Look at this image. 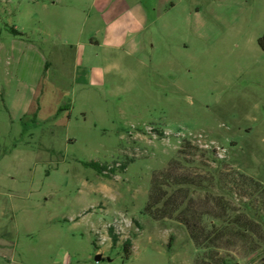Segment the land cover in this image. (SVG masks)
Returning a JSON list of instances; mask_svg holds the SVG:
<instances>
[{
  "label": "rangeland",
  "instance_id": "1",
  "mask_svg": "<svg viewBox=\"0 0 264 264\" xmlns=\"http://www.w3.org/2000/svg\"><path fill=\"white\" fill-rule=\"evenodd\" d=\"M262 37L264 0H0V264H264L144 213L185 142L173 176L235 212L243 178L264 183Z\"/></svg>",
  "mask_w": 264,
  "mask_h": 264
},
{
  "label": "trees",
  "instance_id": "2",
  "mask_svg": "<svg viewBox=\"0 0 264 264\" xmlns=\"http://www.w3.org/2000/svg\"><path fill=\"white\" fill-rule=\"evenodd\" d=\"M11 32L21 34L15 29H11ZM259 43L264 48V37L259 40ZM190 147L192 146L189 142L183 143V148L178 152L179 156L172 160L169 169L154 174L144 213L154 220L175 217L185 226L194 244L211 253L217 249L212 236L219 238L226 234H231L234 238L242 241L248 248V255L259 249H264V183L243 178V185L239 188L241 195H239L240 199L237 203L241 206V212L237 213L230 208V204H234V202L227 199L235 195L233 190L225 192V196L223 194L214 195L209 187L203 186L206 183L204 181L197 182L192 176H173V170H178V167L182 168V165L184 167L190 165L191 162L183 157L187 148ZM193 149L200 151L198 148L193 147ZM91 166L95 167L94 164ZM95 169L101 173L106 171L104 167L100 168L99 166ZM191 188L204 191L205 196L202 200L205 204H215L218 208L217 217L206 212H201L199 215L193 214V216L188 214L187 207L183 204H190L193 201L189 196ZM203 217L211 219L210 222L208 224L202 222ZM215 222H219V225H216ZM110 234L113 244H115L116 237L111 230ZM123 247L128 255L131 241L126 240ZM221 263L225 264L226 262L223 260Z\"/></svg>",
  "mask_w": 264,
  "mask_h": 264
},
{
  "label": "water",
  "instance_id": "3",
  "mask_svg": "<svg viewBox=\"0 0 264 264\" xmlns=\"http://www.w3.org/2000/svg\"><path fill=\"white\" fill-rule=\"evenodd\" d=\"M100 260H101V255H100V254L96 255V256H95V261L98 262V261H100Z\"/></svg>",
  "mask_w": 264,
  "mask_h": 264
},
{
  "label": "crops",
  "instance_id": "4",
  "mask_svg": "<svg viewBox=\"0 0 264 264\" xmlns=\"http://www.w3.org/2000/svg\"><path fill=\"white\" fill-rule=\"evenodd\" d=\"M89 47H91V46H89Z\"/></svg>",
  "mask_w": 264,
  "mask_h": 264
}]
</instances>
